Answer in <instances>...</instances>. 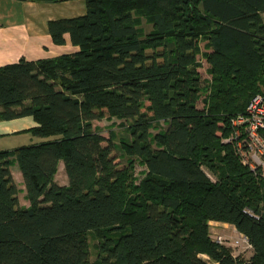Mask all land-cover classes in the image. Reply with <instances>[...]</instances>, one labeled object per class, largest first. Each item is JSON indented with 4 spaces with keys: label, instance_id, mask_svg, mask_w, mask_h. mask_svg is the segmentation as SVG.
I'll use <instances>...</instances> for the list:
<instances>
[{
    "label": "trees",
    "instance_id": "trees-1",
    "mask_svg": "<svg viewBox=\"0 0 264 264\" xmlns=\"http://www.w3.org/2000/svg\"><path fill=\"white\" fill-rule=\"evenodd\" d=\"M85 3L48 21L52 41L68 34L77 50L0 65V120L30 116L15 132L43 138L0 149V264H264V177L230 138L264 95V0ZM105 116L125 135H102ZM210 221L233 225L250 253L214 240Z\"/></svg>",
    "mask_w": 264,
    "mask_h": 264
},
{
    "label": "crops",
    "instance_id": "crops-1",
    "mask_svg": "<svg viewBox=\"0 0 264 264\" xmlns=\"http://www.w3.org/2000/svg\"><path fill=\"white\" fill-rule=\"evenodd\" d=\"M85 13V0H0V65L16 62L20 58L35 60L74 52L77 46L71 43L68 34L63 44H56L52 41L48 31V21L78 17ZM34 124L30 116L0 120V140L9 136H26L11 146L12 148L40 142L43 138L28 135L31 134L30 132H15ZM12 148L0 145V149ZM14 165L18 168L16 164ZM59 168L64 170L62 160L58 164V170ZM11 172L20 187L12 167ZM17 173L21 176L19 169ZM21 181L23 182L22 176ZM28 204L26 200L24 205ZM212 224L232 228L237 232L233 225L225 222L210 221V226Z\"/></svg>",
    "mask_w": 264,
    "mask_h": 264
},
{
    "label": "built area",
    "instance_id": "built-area-1",
    "mask_svg": "<svg viewBox=\"0 0 264 264\" xmlns=\"http://www.w3.org/2000/svg\"><path fill=\"white\" fill-rule=\"evenodd\" d=\"M233 124L236 128L230 138L237 139L236 147L242 162L251 169L258 170L264 177V95L262 93L252 95L245 111L233 119ZM212 238L219 243L230 245L233 249L243 245L241 249L244 251L238 249V252L251 250L247 237L239 232L231 242L219 235Z\"/></svg>",
    "mask_w": 264,
    "mask_h": 264
},
{
    "label": "rangeland",
    "instance_id": "rangeland-1",
    "mask_svg": "<svg viewBox=\"0 0 264 264\" xmlns=\"http://www.w3.org/2000/svg\"><path fill=\"white\" fill-rule=\"evenodd\" d=\"M143 25L145 26L146 30H148L150 28V25L145 24V22L143 23ZM205 40L201 39L199 41V48L200 51L197 54V59L199 61V68L198 71L201 75V82L202 84H205V81L207 79L210 78V75L207 72V67H208V62L206 61L205 56L203 55V53L206 51V47H205ZM203 97V94H202ZM203 103L201 102V100L198 102V106H201ZM122 119L118 118L116 116H112V117H103L100 120H95L94 121V125H96L99 129H100V133L102 135H104L105 137H108L110 132L112 131L115 136L116 139L118 140L120 136L125 135V130L123 129V127L121 126ZM28 135H32V134H28ZM22 137V138H20ZM24 137L26 136H9L7 138H4L2 140H0V145L1 146H8V148H12L11 146H14L15 143H18L19 140H23ZM34 137V136H33ZM116 141V140H115ZM12 170L15 172V177L16 179L19 181V200L21 205H24L26 203V197H25V190L23 185V182L21 181V176H19V174L17 173V169L15 165H12ZM144 169V167L142 165H139L138 163L136 164L135 167V174L139 177L140 176V171ZM209 174V173H208ZM210 177H212V175L209 174ZM213 178V177H212ZM55 179L58 183L63 184L65 182H67V178L65 175V172L62 168H59V170H57L56 175H55ZM210 234L211 237H217L222 236L225 237L227 239V241H233L237 235V232H235L232 228H228L225 227L223 228L220 225H216V224H212L210 226ZM89 241V246H90V259L93 260L96 256V250L94 247V243L96 242L94 239H92L91 237L88 238ZM243 247V245H241L239 248H235L234 251L238 252V249H240V251H244V249H241ZM250 253V251H245L242 252L243 255H248ZM204 257H206L205 255H203Z\"/></svg>",
    "mask_w": 264,
    "mask_h": 264
}]
</instances>
